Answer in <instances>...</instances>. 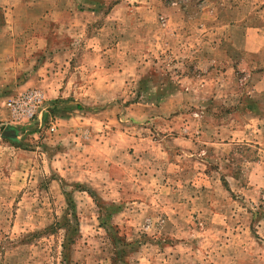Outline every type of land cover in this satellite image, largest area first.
Wrapping results in <instances>:
<instances>
[{
    "label": "rangeland",
    "instance_id": "rangeland-1",
    "mask_svg": "<svg viewBox=\"0 0 264 264\" xmlns=\"http://www.w3.org/2000/svg\"><path fill=\"white\" fill-rule=\"evenodd\" d=\"M120 1L112 41L105 17L57 0L2 7L0 50H129L127 101L83 104L155 141L143 166L160 173L117 200L73 180L60 104L44 96L41 127L17 122L0 87V264H264V0Z\"/></svg>",
    "mask_w": 264,
    "mask_h": 264
},
{
    "label": "crops",
    "instance_id": "crops-1",
    "mask_svg": "<svg viewBox=\"0 0 264 264\" xmlns=\"http://www.w3.org/2000/svg\"><path fill=\"white\" fill-rule=\"evenodd\" d=\"M58 2L61 10L72 6L81 15L90 13L97 16L95 21L105 17L103 30L111 25L113 28L114 20L109 16L122 3L120 0H105L107 5L104 6L95 0H72L69 4H66L65 0H57ZM49 5V0H0V8H8L11 12L16 6L39 7L45 11V7ZM82 7L88 8L83 10ZM5 21L9 22V19L5 18ZM256 29L257 31L253 32V27H249V33L253 32L252 35L246 36L249 50H254L257 40L263 38L258 32L260 28ZM105 33L109 40L114 39L112 29L105 30ZM48 51L0 50L3 55L0 57V87L8 95L38 87L48 100L60 104L56 109L61 133L58 138H64L63 143L66 139L70 140L73 148L59 156L63 163L66 161L73 165L69 168L68 164H63L64 171L71 169L76 177H73V180L79 183L89 182V188L94 190L101 182L106 183V193H109L107 196L113 200L132 196L128 188L131 177L136 183L144 186L155 183L160 171L152 165V161L148 163L152 167L144 168L143 163L147 156L155 161L156 156L160 155L156 142H151L146 135H139L122 123L114 127L108 110L96 113L95 105L86 107L83 104H98L104 101L118 104L120 101H127L124 98V87L129 84L131 71L135 68L129 62L130 51L94 46L82 50L68 46ZM40 53L45 57L39 59ZM19 55L28 57L19 59ZM97 87L103 89L100 92L94 91ZM4 96L2 95V101L6 98ZM85 109L86 111H83ZM8 112L11 118L9 109ZM44 113L45 108L42 105L35 116V121L40 127L43 125ZM52 127L56 129V125ZM67 158L72 162H68ZM89 196L92 197L90 193Z\"/></svg>",
    "mask_w": 264,
    "mask_h": 264
},
{
    "label": "built area",
    "instance_id": "built-area-1",
    "mask_svg": "<svg viewBox=\"0 0 264 264\" xmlns=\"http://www.w3.org/2000/svg\"><path fill=\"white\" fill-rule=\"evenodd\" d=\"M44 98L42 90L32 88L24 90L9 98L6 105L15 121H30L35 118L37 111L42 107ZM54 129L55 127H51L52 131Z\"/></svg>",
    "mask_w": 264,
    "mask_h": 264
},
{
    "label": "water",
    "instance_id": "water-1",
    "mask_svg": "<svg viewBox=\"0 0 264 264\" xmlns=\"http://www.w3.org/2000/svg\"><path fill=\"white\" fill-rule=\"evenodd\" d=\"M9 134L12 136V134H15V131L12 129L11 131H9Z\"/></svg>",
    "mask_w": 264,
    "mask_h": 264
},
{
    "label": "trees",
    "instance_id": "trees-1",
    "mask_svg": "<svg viewBox=\"0 0 264 264\" xmlns=\"http://www.w3.org/2000/svg\"><path fill=\"white\" fill-rule=\"evenodd\" d=\"M122 244H123V246H124L125 244H126V245H129V244H131V243H130V242H129V243H126V242H125V243H122ZM122 250H123V249H122Z\"/></svg>",
    "mask_w": 264,
    "mask_h": 264
}]
</instances>
